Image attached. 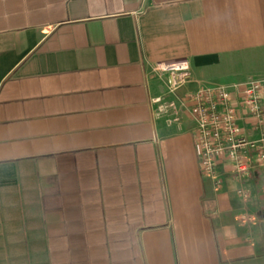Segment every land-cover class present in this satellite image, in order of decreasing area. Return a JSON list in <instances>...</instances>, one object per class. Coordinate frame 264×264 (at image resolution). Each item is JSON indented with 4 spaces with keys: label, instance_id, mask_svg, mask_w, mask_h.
Segmentation results:
<instances>
[{
    "label": "crops",
    "instance_id": "1",
    "mask_svg": "<svg viewBox=\"0 0 264 264\" xmlns=\"http://www.w3.org/2000/svg\"><path fill=\"white\" fill-rule=\"evenodd\" d=\"M249 77L264 0H0V264H264V167L204 175L188 100Z\"/></svg>",
    "mask_w": 264,
    "mask_h": 264
},
{
    "label": "built area",
    "instance_id": "2",
    "mask_svg": "<svg viewBox=\"0 0 264 264\" xmlns=\"http://www.w3.org/2000/svg\"><path fill=\"white\" fill-rule=\"evenodd\" d=\"M154 70L164 75L169 92L190 76L186 59L158 61ZM188 100L198 165L204 175L215 176L226 167L244 181L256 167H264V77H249L233 88L202 87L189 93ZM237 193L247 195L243 187Z\"/></svg>",
    "mask_w": 264,
    "mask_h": 264
}]
</instances>
